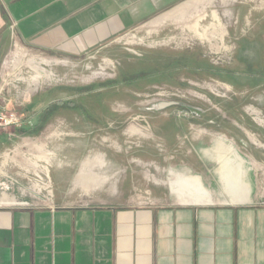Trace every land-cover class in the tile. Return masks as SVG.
Listing matches in <instances>:
<instances>
[{
    "label": "rangeland",
    "instance_id": "obj_1",
    "mask_svg": "<svg viewBox=\"0 0 264 264\" xmlns=\"http://www.w3.org/2000/svg\"><path fill=\"white\" fill-rule=\"evenodd\" d=\"M182 8L78 58L0 46V203H264V0Z\"/></svg>",
    "mask_w": 264,
    "mask_h": 264
},
{
    "label": "crops",
    "instance_id": "obj_2",
    "mask_svg": "<svg viewBox=\"0 0 264 264\" xmlns=\"http://www.w3.org/2000/svg\"><path fill=\"white\" fill-rule=\"evenodd\" d=\"M198 1L0 0V46L78 58ZM247 198L142 209L0 203V264H264V203Z\"/></svg>",
    "mask_w": 264,
    "mask_h": 264
},
{
    "label": "built area",
    "instance_id": "obj_3",
    "mask_svg": "<svg viewBox=\"0 0 264 264\" xmlns=\"http://www.w3.org/2000/svg\"><path fill=\"white\" fill-rule=\"evenodd\" d=\"M16 206L18 205V206H24V207H27V206H29V203L28 202H24V203H16L15 204ZM51 208H53V206H50Z\"/></svg>",
    "mask_w": 264,
    "mask_h": 264
}]
</instances>
